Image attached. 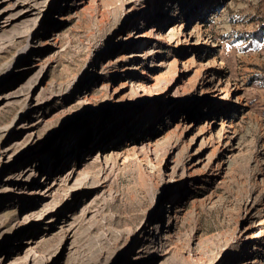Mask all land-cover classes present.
I'll return each instance as SVG.
<instances>
[{
    "label": "rangeland",
    "instance_id": "374dc122",
    "mask_svg": "<svg viewBox=\"0 0 264 264\" xmlns=\"http://www.w3.org/2000/svg\"><path fill=\"white\" fill-rule=\"evenodd\" d=\"M155 1H0V264H241L246 249L264 264V0H211L209 12L185 0L170 25L199 27L202 60L242 98L224 107L238 144L219 173L203 166L212 147L175 126L176 104L156 99L177 51L137 62L153 84L131 68L122 40L149 26ZM146 98L152 117L136 107ZM168 180L185 194L161 200Z\"/></svg>",
    "mask_w": 264,
    "mask_h": 264
},
{
    "label": "bare ground",
    "instance_id": "6f19581e",
    "mask_svg": "<svg viewBox=\"0 0 264 264\" xmlns=\"http://www.w3.org/2000/svg\"><path fill=\"white\" fill-rule=\"evenodd\" d=\"M183 1L185 0L175 2L174 6L172 4L173 1L171 3L167 2L170 10L162 6V1L160 0L153 2L149 6V12L147 13L151 16L149 26L144 27L140 22L133 29H128L126 38L122 41L131 47L132 51L129 55L133 57L131 68L135 72L139 70V73L143 74L144 80L151 84L155 83L157 77L144 73V69L137 62L145 54L151 53L160 45L170 47L171 49L174 48L177 51L176 57L173 59L175 66L173 79L171 78L168 84L164 85L165 87L162 88L156 99H162L163 97L161 103L172 102L176 104L175 118L173 117L175 119V126H182L185 133L193 132L194 138L200 139L201 148L212 147V152L205 158L203 166L207 171L217 170L219 173L223 169L221 165L225 155L227 153L232 154L235 151L236 144H238L237 133L233 129V126H231L232 124L228 120V114H225L224 107H226V111L228 112L236 111L243 104L242 98L236 93L237 86H229V83H225L224 80L220 79L219 73L222 70L220 64L213 60H202L199 52L201 46L204 44V37L197 25L189 28L187 22H182L177 28L170 27L173 23V18L176 17V5H179ZM205 2H207V5L204 12L212 11L213 7L209 8L211 0H205ZM166 11H169L170 17L164 20ZM136 13L133 15L136 16ZM211 15H213V12ZM0 18H3V21H0L4 24H7L11 19L2 16L1 10ZM160 21L163 22V25L160 24ZM134 51L137 52L133 53ZM179 82H181V86H176ZM173 86L174 89H180V91H175L170 95L169 91ZM151 106V98H146L136 103L137 108H144L143 114L145 113L152 117L156 112L154 107ZM221 108L224 109L225 115L222 114L219 117V121H216L213 109ZM202 152L200 149H197L191 154L187 165V176L192 175L199 168V164L203 161ZM71 174L65 173L64 179L68 180L71 178ZM174 185L175 183L172 180L166 182L161 194V200L172 192L177 194V197L185 194V189L180 186L175 187ZM175 209L173 218L178 217V212L181 211L179 202H177ZM240 260L241 264H252L251 255L247 249L242 251Z\"/></svg>",
    "mask_w": 264,
    "mask_h": 264
}]
</instances>
